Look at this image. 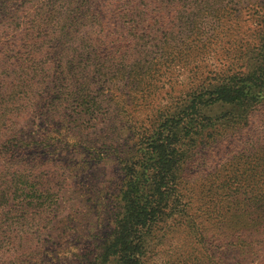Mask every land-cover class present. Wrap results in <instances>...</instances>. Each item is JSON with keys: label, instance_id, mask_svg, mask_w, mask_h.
<instances>
[{"label": "trees", "instance_id": "trees-1", "mask_svg": "<svg viewBox=\"0 0 264 264\" xmlns=\"http://www.w3.org/2000/svg\"><path fill=\"white\" fill-rule=\"evenodd\" d=\"M247 1L0 0V238H17L7 250L24 238L18 232L34 213L45 221L44 241L56 238L52 229L60 213L59 193L73 176L58 173L57 165H31L30 157L41 162V155L61 161L45 149L58 150L56 137L36 138L32 127L24 131L17 120L34 115L31 126L48 122L54 127L66 116L86 113L90 125L98 109L113 118L120 103L130 100L113 91L100 99L93 85L101 89L113 82L171 99L161 96L165 103L152 109L147 122L131 126L137 128L132 130L135 141L125 143L108 238L94 261L77 264H148L152 248L167 232L184 233L182 239L197 254L217 240L218 246L207 250L210 262L217 249L234 248L236 264H254L258 258L256 264H264V6L257 11L254 41L228 39ZM219 36L227 38L219 42ZM221 55L226 63L207 64L212 56L221 61ZM197 56L204 69L201 64L195 68L200 75L194 85L175 90L169 81L155 83V76L172 65L185 66ZM256 115L263 133L258 136L245 129ZM115 120L103 128H112ZM106 132L87 148L91 143L104 150L121 145ZM229 139L240 141L242 153H249L250 173L243 177L250 180V193L222 199L211 193L203 200L185 174L193 167V176L202 171L194 166L202 147ZM26 154L30 157L23 159ZM211 223L214 231H209ZM33 253L44 261L43 251ZM24 258L30 263V257Z\"/></svg>", "mask_w": 264, "mask_h": 264}, {"label": "rangeland", "instance_id": "rangeland-1", "mask_svg": "<svg viewBox=\"0 0 264 264\" xmlns=\"http://www.w3.org/2000/svg\"><path fill=\"white\" fill-rule=\"evenodd\" d=\"M248 1L250 3H247ZM248 1L241 5L239 11L241 13H238L239 17L235 19L236 27L234 28L233 26V31L230 32L228 38L237 40L239 43L242 42L239 41L241 36H245L244 38H247L249 41H254L255 34L259 31L257 18L259 14L257 11L261 9V5L264 6V0ZM226 38L219 36L218 40L219 42H224ZM222 56L221 61L219 56H212L207 61V64L209 66L213 64L218 66L226 63L225 58ZM217 57L219 60H216ZM200 64L202 65L203 62L200 61V56H197L185 66L172 65L174 66L172 70L167 71L161 76H155V83L160 84V81H169L168 83L173 84L175 90H184L186 87L197 83L200 73L196 74L195 71L198 68H195ZM203 69L204 67L200 71H203ZM163 70L165 68H162L160 71ZM93 85L99 89L100 97L98 98L100 99H103L104 96H110V92L113 91L120 94L121 98L130 100L129 103L128 101L120 103V106L115 110V114L112 116H115L116 120L112 128L104 129L103 126L108 124V120L112 119L113 121L115 117L102 116L101 113L103 110L100 109H98L99 114L96 120L94 118L90 119V125H87L90 116H85L86 113L82 114V116H76L75 114L66 116L61 125L56 121L57 123L54 127H49L48 122H46V125L42 124L38 127L31 126L33 125L32 121L36 122V116L34 115L17 120L24 131L32 127L34 129L33 134L36 138H39V134L54 135L58 150L53 151V147L49 146L45 149L50 151V155L53 158H61V161H46L44 160V155L40 156L43 160L38 159L41 162L34 160L29 154L22 156V158L30 157L31 161L29 163L34 166H36V163L42 164L43 166L49 164L57 165L56 168L59 169L58 173L65 171L64 176L71 174L73 176L69 177L67 182L62 184L63 187L59 193L58 209L60 213L54 219L52 229L57 235L56 238L53 239V237L49 242L44 241L48 238L46 230L42 228V225H45V221L42 223L40 221L41 217L34 213L24 221L23 229L18 232V235L24 236V238L21 239L18 237L19 239L16 242L18 245L13 249L7 250L8 246L12 245L17 238H0V264H14L12 263L14 259H17L16 264H77L78 262L88 260L94 261V257L100 251L101 245L108 238L111 229V207L115 204L122 176L121 167L125 157L123 151L127 150L125 143L130 141L129 144H132L135 141L132 140L134 135L132 130H136L137 128L132 129L131 126L135 125L138 127L145 124L147 122L146 117L152 113V109L159 107L165 101L160 100L163 94L158 97L155 95L157 92L154 94L151 90L149 92L144 91L145 94H143L144 92L142 93L138 87L131 88V85L122 87L113 85V82H107L101 89L98 83ZM116 88H119V90L116 91ZM175 93L177 92H172V94ZM163 98L171 99L167 95L163 96ZM73 105H75L74 113H77V103L74 102ZM101 106L103 108L105 103L103 102ZM257 116L261 117L260 115L254 116L250 120L249 126L245 128L255 136L263 134L260 131ZM73 118L80 119L73 120ZM144 119L146 120L144 121ZM91 123L94 126L91 127ZM104 130H107L106 137L117 139L121 145L117 146L116 149L104 150V148H92L91 143V149L87 148L90 145L89 141L99 138L100 135H103ZM242 147L243 144L240 141L229 139L222 143L221 141L214 143L211 148L202 147L197 152L199 159L195 162L194 166L198 164L197 170L202 169V171L199 172L200 174L193 176L191 175L194 169L193 167L189 173L187 172L185 174L188 183L198 185L196 195L203 196V200H206L211 196V193H215L214 195L219 199L227 196L235 197L241 193H245L244 195L250 193V184L248 182L250 180L247 181L243 177V175L250 173L248 171L250 165L249 153H242ZM250 150L253 153V149ZM240 154H243V157H240ZM85 158L88 159L85 160ZM29 163H27L29 167L41 169L31 166ZM241 172L244 173L241 174ZM64 176H61L59 179L62 180ZM225 185H228V187H225ZM55 203L57 204V202ZM201 203L204 202L198 201L197 205ZM200 206L203 209L205 205ZM34 211H37V209L34 208ZM19 225L14 224L16 228ZM208 227L209 231H214L212 223ZM183 235L184 233L181 235L176 232H167L152 248L149 254L148 264H201L211 261V259L210 261L207 260V250H210L211 247L218 246L217 240L211 246L206 244L200 249L201 253L197 254L198 252L190 247L187 239H182ZM34 245H38L39 248L33 247ZM37 249L43 251V255L45 256L42 262L33 253ZM22 251H25L24 255H21ZM218 251H221V253L218 254ZM235 252L234 248L229 250L219 248L214 251V259L210 264H222V262L225 264H236L235 262L238 261V257ZM24 257H30V263L25 262L27 260ZM196 258L198 260L194 263ZM261 259L258 258L255 260L254 264Z\"/></svg>", "mask_w": 264, "mask_h": 264}]
</instances>
